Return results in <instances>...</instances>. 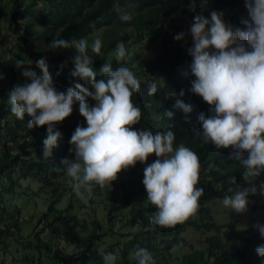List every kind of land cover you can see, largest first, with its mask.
I'll return each instance as SVG.
<instances>
[{"label": "trees", "instance_id": "1", "mask_svg": "<svg viewBox=\"0 0 264 264\" xmlns=\"http://www.w3.org/2000/svg\"><path fill=\"white\" fill-rule=\"evenodd\" d=\"M10 1L9 21H15L22 28V41L17 43L19 49L24 50V47L28 46L30 52L37 56V59H33V70L38 74L40 70L35 67V61L41 58L47 59L49 71L58 91H65L75 83L82 84L90 91L92 89L89 83L71 75L75 69L71 61L75 51L62 52L61 49L53 48L51 42L58 39L70 41L86 38L91 45L92 41L99 37L102 42L100 53H93L91 47L88 50L89 55L94 58L92 67L97 73V78L103 77L100 70L109 58L112 59L114 69L125 66L133 71L140 81L141 88L139 92L133 94L132 101L142 113L139 123L133 126V130L148 129L153 133L172 130L175 133L174 149L183 144L198 155L202 171L199 172L196 187L203 188L204 194L199 199V209L194 215L195 219L171 227L153 224L150 217L157 209L147 200V192L142 183L144 168L157 159L154 154L150 155L146 163L137 162L134 167L122 170L116 180L109 182L116 194L106 202V210L102 215L105 222L96 217L97 204L98 199L103 201L110 192L107 191L108 187L101 188L94 184L90 193L82 189L84 197L88 200L87 204L75 194L76 197H70L62 209H57L54 202L61 192L56 193V199L50 198L45 209L41 210L38 219L41 223L37 228L39 230L33 235L34 241L30 244L19 241L15 232H11L9 223L6 224V229L0 227V264H2L3 252L7 250L12 240L15 244L20 243L25 250L35 249L34 255L23 254L21 257L23 263H26L29 257L28 262L33 264L44 263L42 253L46 257V264H105L103 257L109 253L116 256L115 264H137L134 253L141 248L153 255L155 264H264V257H260L255 251L257 246L264 245V238L255 227L257 224L264 226V215L250 227L236 232L234 222L225 225L216 223L208 205L215 198H224L239 190L238 187L242 186L241 177L246 169L241 163L229 159L233 149H217L210 141L195 135L196 131L202 132L199 114L203 112L207 117L212 113L210 106L200 96L190 91L191 80L195 79L190 75L189 68L192 57L188 48L193 46L191 35L181 41L174 39V36L182 31L181 20H176L174 16L189 9L192 0H46L50 3L49 8L41 15H34L40 25L35 33L30 32L28 21L19 22L18 19L23 11L32 13L31 8L40 0ZM195 3L196 11H190L192 18L197 14L210 18L212 11H221L227 6L228 11L224 12L225 22L245 29V25L241 22L249 19L248 11L247 15L241 14L242 9L248 10L245 0H195ZM124 12L132 15L131 21L123 22L119 19ZM158 40L163 42V48L156 52L154 57L141 59L142 53L138 47ZM120 42L125 45L126 55L123 60L117 62L115 50ZM58 60H62L63 63L58 65L56 63ZM0 74L2 75L0 76L2 77L0 78V199L4 193L16 191L20 178H36L51 187L52 192L57 187L73 190L72 178L66 174L61 161L69 154V149L72 147L69 141L76 127L78 125L87 127L85 119L79 113L78 103L73 105L72 114L56 125L55 130L61 133V138L57 146L52 149V156L44 159L43 140L47 137V126L29 129L27 123L31 118L27 114L24 120H20L10 111L8 100L11 91L17 84L25 82L21 71H16L12 60L0 59ZM17 76L19 82L16 81ZM154 78L158 92L154 96H149L148 85ZM181 90L185 92L183 97L179 96ZM85 99L90 105L95 104L90 97ZM176 99L191 105L192 111L184 113L183 110L174 107ZM165 111L173 112V117H165ZM3 120L4 127L1 126ZM3 131L6 135H12L13 139L29 138L30 142L12 154L6 147V135L1 134ZM244 155L246 157L247 153ZM72 158L74 159L73 154ZM231 176H235L237 185L229 182ZM58 177L61 180L54 185L56 182L53 180ZM263 181L264 173L254 177V184L257 187ZM132 200L128 211L125 214H118V210L123 209ZM74 204L89 207L91 229L81 238L78 237L79 248L76 253L70 254L49 242L61 230L58 223L66 220ZM262 206L264 209V203ZM6 207V204L1 205L0 223L4 220ZM12 217V214L7 216L9 221ZM15 225L14 223L13 226ZM48 225L52 229L51 233H54L47 232L46 235L51 234L52 237L42 239L40 234ZM189 226L213 234L206 237V245L190 246L187 251L178 254L177 246L184 241L183 234ZM224 226L231 231L227 239L223 238L220 232ZM74 234L71 232V235L64 238L68 240ZM8 237L12 238L9 242L6 241Z\"/></svg>", "mask_w": 264, "mask_h": 264}, {"label": "clouds", "instance_id": "2", "mask_svg": "<svg viewBox=\"0 0 264 264\" xmlns=\"http://www.w3.org/2000/svg\"><path fill=\"white\" fill-rule=\"evenodd\" d=\"M245 6L249 19L241 22L246 30L226 23L222 11H212L210 18L195 15L189 32L175 35L174 39L181 41L191 35L189 68L195 79L191 80L190 91L200 96L212 113L207 117L203 112L199 114L202 132L196 131L195 135L210 141L217 149H233L229 159L244 166L243 176L251 182L249 177L264 173V0H245ZM189 10L196 11L195 0L189 4ZM119 19L128 22L132 15L124 12ZM51 46L75 49L71 57L75 69L71 75L89 83L92 91L80 83L58 91L46 58L35 61L40 74L33 70L31 59L16 61L25 82L11 91L10 111L20 120L27 114L31 118L27 123L29 129L47 126L43 158L52 156V149L61 138V133L55 130L56 125L68 118L73 105L78 103L87 127L78 125L70 138L69 151L74 159L61 161L66 174L72 178L77 197L87 204L82 189L90 193L94 184L103 188L116 180L122 170L134 167L137 162L146 163L154 154L157 159L144 168L142 181L147 200L157 209L150 217L151 222L171 227L194 216L204 194L203 188L196 187L199 157L183 144L174 149L172 130L155 133L148 129L133 130L142 115L132 101L133 94L141 88L133 71L125 66L114 69L109 58L100 70L103 77L98 79L92 67L94 58L88 50L91 47L93 53H100L99 37L91 45L88 39L80 38L53 40ZM125 55V45L120 42L115 50L116 61L123 60ZM157 92L154 78L147 94L154 96ZM184 95L181 90L179 96ZM85 97H90L95 104L90 105ZM174 107L184 113L192 111V106L181 99H176ZM164 116L172 118L173 112L165 111ZM229 182L237 185L235 176H231ZM238 189L234 195L224 197L223 205L243 213L247 211L248 196L257 194L258 188L252 184L249 188ZM259 192L264 195V183L259 185ZM255 227L264 238V226L257 224ZM255 251L264 257V245L257 246ZM134 256L137 264H155L153 255L146 249H138ZM103 259L105 264H115L116 256L109 253Z\"/></svg>", "mask_w": 264, "mask_h": 264}, {"label": "rangeland", "instance_id": "3", "mask_svg": "<svg viewBox=\"0 0 264 264\" xmlns=\"http://www.w3.org/2000/svg\"><path fill=\"white\" fill-rule=\"evenodd\" d=\"M50 6V3L46 0H40L37 5L33 8H31L32 13L30 11L24 12L23 8L21 11L20 18L18 19L19 22L22 21H28L29 30L31 33H35V31L40 27L38 24V19L34 17V15H41L43 14ZM10 7H11V1L10 0H0V59L3 60H12L14 68L16 71H21L20 69H17L15 63L18 59H23L27 61L28 59H37V56L33 55L31 53L30 48L28 46L24 47V50H20L17 43L22 41V28L16 24L15 21H9L10 17ZM225 9L221 10L223 13L228 11V7H224ZM248 10H241V14L247 15L246 13ZM176 20H181V33H188L190 29V25L193 23V18L190 16V10L186 9L182 11L181 13H178L174 16ZM22 20V21H21ZM18 22V24H19ZM169 31H172L171 28L167 27ZM190 36V34L188 35ZM187 37V36H186ZM139 51H141V59H147L154 57L156 52L161 50L163 48V42L161 40L155 41L153 43L147 42L142 47H138ZM137 48V49H138ZM136 49V50H137ZM62 52L64 51H75V49H61ZM138 51V50H137ZM56 63L59 65L63 63L62 60L56 61ZM0 76H2L0 74ZM16 81L19 82V77L17 76ZM7 84V82H6ZM68 159L72 158V153H70L67 156ZM200 171H202V168L200 166ZM246 171L243 173L245 175ZM241 177V189L249 188L254 184V177H249L248 180H245L244 176ZM20 182L18 184V187L16 188V191L13 193H4L3 197L0 199V212H1V205L6 204V212L4 213V220L0 223V227H3V229H6V224L9 223L11 225V232L14 231L15 235L18 237L19 241H25L27 244L32 241L33 235L39 230L38 225H40L41 221L38 219L41 216V210L45 209L48 201L50 198L56 199V193L61 192L58 196L57 200L54 202V205L57 207V209H62V206L67 203V201L70 199V197H76L75 192L73 190L63 189L62 187H57L54 192H52L49 187L46 184L41 183L36 178H20ZM61 178L58 177L55 180H53L54 185H57L58 181H60ZM71 182V180H69ZM264 183V181H263ZM255 185V184H254ZM205 186V184H203ZM108 187V194L107 196H103L104 199L101 201L100 199L97 204V215L96 217L103 222L104 219L102 218V215L105 213L106 210V202L109 201L113 196H115L116 193H114V189L110 185V183H106L104 188ZM257 194L252 195L250 194L248 196L249 204L247 206V211L243 213H237L230 207H225L223 205V199L224 198H215L211 202L208 203L210 206L211 212L213 213V219L216 223L225 225L230 222L235 223V231H239L242 228H247L253 225L258 219H260L264 215V209L262 204L264 203V195H261L259 192V187ZM62 189V191H60ZM73 191V192H72ZM238 191V190H237ZM235 192H233L230 196L234 195ZM52 194V195H51ZM52 196V197H51ZM142 197V196H140ZM135 200V199H134ZM133 202V200L123 207V209L118 210L119 213L125 214L128 209L129 205ZM88 210L89 207H81L78 206V204H74L73 207L70 209V213L67 215L66 220L60 221L58 224L61 227V230L56 235L52 241L49 243L51 245H56L57 248H61L64 251H68L70 254L76 253L77 249L79 248V240L78 237L81 238L84 236L88 231H90L91 227L89 224V216H88ZM10 214L13 215V217L10 219L7 218ZM53 215V214H50ZM50 218H52L50 216ZM195 219V216L190 217L188 220ZM14 223L16 224L15 226ZM9 227V226H8ZM51 228L49 225L45 228H43V232L40 234V236L43 238H51ZM56 231V230H55ZM49 232L51 234L46 235V233ZM72 233H75L71 238L68 240L64 238V236L71 235ZM221 235L223 238L227 239V237L230 235L231 231L228 227L224 226L221 229ZM213 232H206L201 230H196L193 227H188L185 233L183 234L184 241L181 242L177 247V253L182 254L185 251L189 249L190 246L194 247H202L207 244L206 237L211 236ZM14 235V236H15ZM63 235V236H62ZM9 236V234H8ZM12 240L11 237H8L6 241ZM22 245L13 243V240L11 241L9 247L5 252L2 254V264H33L32 262H28L29 257H27V262L23 263L21 261V257L23 254H26L28 256L34 255L35 249H23L21 247ZM29 247H31L29 245ZM173 250V249H172ZM77 255V254H76ZM42 262L46 264V257L42 253ZM43 263V264H44ZM57 264V263H56ZM178 264V263H176Z\"/></svg>", "mask_w": 264, "mask_h": 264}, {"label": "built area", "instance_id": "4", "mask_svg": "<svg viewBox=\"0 0 264 264\" xmlns=\"http://www.w3.org/2000/svg\"><path fill=\"white\" fill-rule=\"evenodd\" d=\"M4 83V82H3ZM5 84V83H4ZM5 121H2L1 126L4 127ZM2 135H6V133H4V131L1 133ZM6 147H8L10 153L15 154L17 152V149H19L20 147H24L27 145V143L30 142L29 138H16L13 139L12 135H6Z\"/></svg>", "mask_w": 264, "mask_h": 264}]
</instances>
